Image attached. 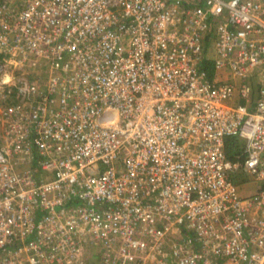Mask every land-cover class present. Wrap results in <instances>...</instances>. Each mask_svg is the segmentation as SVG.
Wrapping results in <instances>:
<instances>
[{
	"label": "built area",
	"instance_id": "1",
	"mask_svg": "<svg viewBox=\"0 0 264 264\" xmlns=\"http://www.w3.org/2000/svg\"><path fill=\"white\" fill-rule=\"evenodd\" d=\"M0 264H264V0H0Z\"/></svg>",
	"mask_w": 264,
	"mask_h": 264
},
{
	"label": "trees",
	"instance_id": "2",
	"mask_svg": "<svg viewBox=\"0 0 264 264\" xmlns=\"http://www.w3.org/2000/svg\"><path fill=\"white\" fill-rule=\"evenodd\" d=\"M212 62V59L207 57L204 58L200 64V66L206 70L210 77L215 73ZM224 147L226 155L234 160L236 159L237 152L242 149L243 142L237 135H228L224 138ZM230 176L236 183H241L247 179L246 172L242 166H239L236 170L230 172Z\"/></svg>",
	"mask_w": 264,
	"mask_h": 264
},
{
	"label": "rangeland",
	"instance_id": "3",
	"mask_svg": "<svg viewBox=\"0 0 264 264\" xmlns=\"http://www.w3.org/2000/svg\"><path fill=\"white\" fill-rule=\"evenodd\" d=\"M207 54L212 58L214 55V47L213 44H210L208 49H207ZM223 70H229L227 68L223 69ZM225 75L229 78L230 77V72L225 73ZM240 138V140L242 141L243 138L238 136ZM256 183L253 182H249V183H244L240 186V192L242 194H246L249 193L251 191H253L255 189Z\"/></svg>",
	"mask_w": 264,
	"mask_h": 264
},
{
	"label": "crops",
	"instance_id": "4",
	"mask_svg": "<svg viewBox=\"0 0 264 264\" xmlns=\"http://www.w3.org/2000/svg\"><path fill=\"white\" fill-rule=\"evenodd\" d=\"M256 187V186H255Z\"/></svg>",
	"mask_w": 264,
	"mask_h": 264
}]
</instances>
